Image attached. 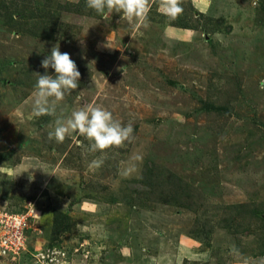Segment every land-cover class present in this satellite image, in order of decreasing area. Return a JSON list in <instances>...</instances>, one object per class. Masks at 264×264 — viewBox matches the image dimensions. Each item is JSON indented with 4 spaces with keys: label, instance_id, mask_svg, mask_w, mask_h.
I'll list each match as a JSON object with an SVG mask.
<instances>
[{
    "label": "rangeland",
    "instance_id": "1",
    "mask_svg": "<svg viewBox=\"0 0 264 264\" xmlns=\"http://www.w3.org/2000/svg\"><path fill=\"white\" fill-rule=\"evenodd\" d=\"M180 6L172 20L150 0L133 27L85 0H0V234L36 209L0 264H264V0ZM56 45L79 86L37 117ZM88 106L131 138L104 152L78 132L49 140Z\"/></svg>",
    "mask_w": 264,
    "mask_h": 264
},
{
    "label": "clouds",
    "instance_id": "2",
    "mask_svg": "<svg viewBox=\"0 0 264 264\" xmlns=\"http://www.w3.org/2000/svg\"><path fill=\"white\" fill-rule=\"evenodd\" d=\"M149 2L150 0H85V5L99 15L119 13L121 21H126L130 26L147 27ZM158 10L172 20L183 11L180 0H158ZM41 63L46 70L54 69L55 75L38 74L32 110L37 117L53 116L57 104L64 99L65 94H71L78 88L81 73L70 54L62 53L57 45ZM261 88L264 89V81L261 82ZM76 132L89 142L87 151L104 152L112 147L122 146L131 138L133 128L131 124L124 126L114 120L112 113L102 107L88 106L73 111L67 118H57L55 128L48 133V138L54 139L56 143H63L67 136ZM77 143L80 147L84 146L83 141Z\"/></svg>",
    "mask_w": 264,
    "mask_h": 264
},
{
    "label": "built area",
    "instance_id": "3",
    "mask_svg": "<svg viewBox=\"0 0 264 264\" xmlns=\"http://www.w3.org/2000/svg\"><path fill=\"white\" fill-rule=\"evenodd\" d=\"M29 216L35 217L36 209L30 208L26 213L11 214L8 220L2 219V223L6 222L7 226L0 234V253H18L24 247V227ZM37 256L46 258L48 254L41 251Z\"/></svg>",
    "mask_w": 264,
    "mask_h": 264
}]
</instances>
